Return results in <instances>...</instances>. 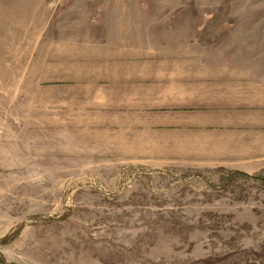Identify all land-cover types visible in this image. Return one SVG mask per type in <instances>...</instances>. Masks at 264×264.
Masks as SVG:
<instances>
[{
    "label": "rangeland",
    "instance_id": "1",
    "mask_svg": "<svg viewBox=\"0 0 264 264\" xmlns=\"http://www.w3.org/2000/svg\"><path fill=\"white\" fill-rule=\"evenodd\" d=\"M0 264H264V0H0Z\"/></svg>",
    "mask_w": 264,
    "mask_h": 264
}]
</instances>
